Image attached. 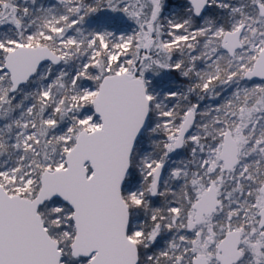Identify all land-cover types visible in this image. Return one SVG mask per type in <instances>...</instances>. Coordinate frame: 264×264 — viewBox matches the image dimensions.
<instances>
[{"label":"snow or ice","instance_id":"obj_1","mask_svg":"<svg viewBox=\"0 0 264 264\" xmlns=\"http://www.w3.org/2000/svg\"><path fill=\"white\" fill-rule=\"evenodd\" d=\"M0 264H264V0H0Z\"/></svg>","mask_w":264,"mask_h":264},{"label":"rangeland","instance_id":"obj_2","mask_svg":"<svg viewBox=\"0 0 264 264\" xmlns=\"http://www.w3.org/2000/svg\"><path fill=\"white\" fill-rule=\"evenodd\" d=\"M177 83L179 84L180 82L178 81Z\"/></svg>","mask_w":264,"mask_h":264}]
</instances>
